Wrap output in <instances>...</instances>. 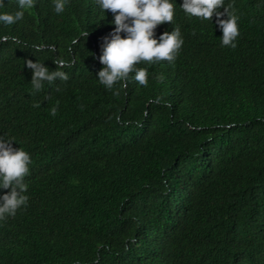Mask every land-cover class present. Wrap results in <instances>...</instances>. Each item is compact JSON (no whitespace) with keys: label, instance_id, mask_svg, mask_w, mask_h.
<instances>
[{"label":"trees","instance_id":"16d2710c","mask_svg":"<svg viewBox=\"0 0 264 264\" xmlns=\"http://www.w3.org/2000/svg\"><path fill=\"white\" fill-rule=\"evenodd\" d=\"M173 2L155 34L179 27L184 44L171 63L137 65L147 86L99 83L115 25L94 0L61 14L37 0L0 25V136L31 157L28 204L0 221V264H264V0H225L234 49L215 16ZM56 58L68 80L34 91L26 60Z\"/></svg>","mask_w":264,"mask_h":264},{"label":"clouds","instance_id":"9594fccd","mask_svg":"<svg viewBox=\"0 0 264 264\" xmlns=\"http://www.w3.org/2000/svg\"><path fill=\"white\" fill-rule=\"evenodd\" d=\"M69 0H54L53 10L56 14L64 12ZM37 0H16L14 11H0V25L11 26L23 20L25 10H31ZM96 8L106 14V10L113 14V31L103 38L99 61L102 65L98 72V81L106 89L112 90L117 83L126 87L125 81L129 78L139 85L147 86L149 72L147 67H137L141 62L148 65L161 61L173 62L184 39L179 27H174L170 32H164L156 37V28L165 23L173 22V0H94ZM7 6L5 0H0V9ZM224 9L223 12L220 8ZM181 10L188 18H199L212 21L216 17V24L221 30L219 37L222 47H237V37L240 34L239 17L232 10V5L225 0H183ZM81 36L86 37L87 32ZM7 39V37H4ZM13 41L16 37H12ZM76 41H73L75 43ZM37 47V51H39ZM55 70H51L44 62L26 60V66L32 71L31 86L39 92L44 83H52L57 79L68 80V74L63 70L68 61L63 58L53 60ZM130 74L131 77H130ZM157 80L163 81V75H158ZM118 95L119 92H114ZM156 97V101H160ZM39 107V104L34 105ZM57 107L51 108V115L55 116ZM14 137L0 136V221H6L15 216L17 211L28 204V184L24 178L29 174L31 164L30 154L21 147H14Z\"/></svg>","mask_w":264,"mask_h":264}]
</instances>
